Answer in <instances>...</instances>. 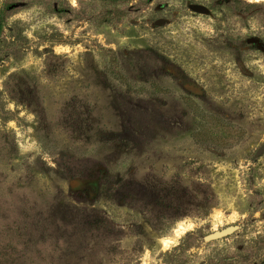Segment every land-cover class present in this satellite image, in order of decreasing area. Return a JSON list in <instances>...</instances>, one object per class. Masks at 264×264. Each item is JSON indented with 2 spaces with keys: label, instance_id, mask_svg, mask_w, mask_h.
Wrapping results in <instances>:
<instances>
[{
  "label": "rangeland",
  "instance_id": "1",
  "mask_svg": "<svg viewBox=\"0 0 264 264\" xmlns=\"http://www.w3.org/2000/svg\"><path fill=\"white\" fill-rule=\"evenodd\" d=\"M0 7V264H264V1Z\"/></svg>",
  "mask_w": 264,
  "mask_h": 264
},
{
  "label": "water",
  "instance_id": "2",
  "mask_svg": "<svg viewBox=\"0 0 264 264\" xmlns=\"http://www.w3.org/2000/svg\"><path fill=\"white\" fill-rule=\"evenodd\" d=\"M193 9L197 10V11H202V12H205V8L202 7V6H192ZM264 151V145H262L256 152L257 155H260L262 152ZM233 230H235V227L234 226H229L225 229H222L220 231H216L210 235H208L206 237L207 240H210V239H214V238H218V237H221V236H224L230 232H232Z\"/></svg>",
  "mask_w": 264,
  "mask_h": 264
},
{
  "label": "trees",
  "instance_id": "3",
  "mask_svg": "<svg viewBox=\"0 0 264 264\" xmlns=\"http://www.w3.org/2000/svg\"><path fill=\"white\" fill-rule=\"evenodd\" d=\"M5 8L4 7H0V34L2 33L3 31V24H4V20H5ZM112 74L118 79L120 80L121 82L123 83H127V84H130L129 81L124 77V75H122L120 72L118 71H114L112 72ZM155 90L157 91H163V89L161 88H156L155 87Z\"/></svg>",
  "mask_w": 264,
  "mask_h": 264
},
{
  "label": "bare ground",
  "instance_id": "4",
  "mask_svg": "<svg viewBox=\"0 0 264 264\" xmlns=\"http://www.w3.org/2000/svg\"><path fill=\"white\" fill-rule=\"evenodd\" d=\"M257 1H264V0H257Z\"/></svg>",
  "mask_w": 264,
  "mask_h": 264
}]
</instances>
